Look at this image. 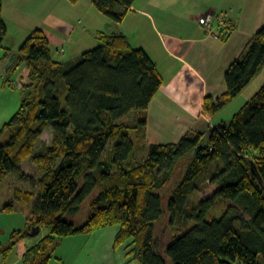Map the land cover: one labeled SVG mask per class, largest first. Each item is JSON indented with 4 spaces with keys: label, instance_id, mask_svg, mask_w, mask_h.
Segmentation results:
<instances>
[{
    "label": "trees",
    "instance_id": "obj_1",
    "mask_svg": "<svg viewBox=\"0 0 264 264\" xmlns=\"http://www.w3.org/2000/svg\"><path fill=\"white\" fill-rule=\"evenodd\" d=\"M135 1L91 0L116 24ZM1 8L0 1V62L14 61L11 73L25 65L29 84H17L19 108L0 129L8 131L0 145V185L8 176L26 185L13 199L29 207L31 216L0 248L2 263L23 239L37 242L20 264H49L61 239L117 226L114 249L137 264H264V84L227 123L188 132L177 144H148L146 110L162 78L144 50L132 48L121 34H102L94 49L62 63L35 29L14 54L4 46ZM231 34L227 25L220 40ZM263 67L264 24L225 72V92L204 98L203 114L213 117L235 101ZM48 129L50 144L41 141ZM26 161L38 178L21 171ZM204 182L210 193L191 201ZM96 189L86 222L62 218L78 213ZM214 210L219 214L210 216ZM15 211L10 203L0 212ZM164 216L181 233L162 253L154 229ZM42 229L46 235L40 238Z\"/></svg>",
    "mask_w": 264,
    "mask_h": 264
},
{
    "label": "crops",
    "instance_id": "obj_2",
    "mask_svg": "<svg viewBox=\"0 0 264 264\" xmlns=\"http://www.w3.org/2000/svg\"><path fill=\"white\" fill-rule=\"evenodd\" d=\"M0 1L1 16L7 28L4 46L16 54L17 51L12 49L15 45L20 47L18 45L32 28L23 26L22 21L17 22L18 18L15 20L10 14L16 12L18 17L19 10L32 7L29 5L31 0ZM89 1L90 6L81 18H77L76 26L66 17L62 19L60 15L48 14L37 29L44 33L50 46L55 47L56 55L65 57V61L55 59L51 51L52 58L62 63L74 62L89 45L97 42L99 45L102 34H121L127 37L132 48L147 53L162 78V86L146 110L145 136L148 144H177L188 132L204 133L208 127L225 121L215 123L213 119L217 114L213 117L203 114V100L225 92V72L264 24V0H136L119 24L103 21L102 15ZM220 14L232 29L225 42L210 37L198 24L202 16ZM10 24L18 25L16 33L10 32ZM75 33L77 38L72 39ZM13 62L11 59L0 62L8 75L7 81L29 84V69L23 65L11 73ZM262 74L264 67L242 94L253 86L255 80L258 81L253 91H257L264 83ZM29 217L30 214L26 213L9 223L6 230L0 228V245L9 242L12 232L23 230ZM116 233L117 229L106 228L91 235L63 238L49 264H115L116 261L127 264L125 253L114 249ZM36 242L21 240L17 245L22 244L21 252L12 259L11 254L0 264H19L27 248Z\"/></svg>",
    "mask_w": 264,
    "mask_h": 264
},
{
    "label": "rangeland",
    "instance_id": "obj_3",
    "mask_svg": "<svg viewBox=\"0 0 264 264\" xmlns=\"http://www.w3.org/2000/svg\"><path fill=\"white\" fill-rule=\"evenodd\" d=\"M47 1H48L47 2L48 4L46 3V0L45 1L31 0L29 5H31L32 7H28L26 9L19 10V12H18L19 16L18 17H16V12H14V14H10V15L13 16L14 19L18 18L17 22L22 21L21 23L23 24V26H26L28 28H32V29H30L31 30L30 32H32L33 30L38 28L37 26H40L39 24H43L42 20L48 14L49 15L50 14L60 15L59 17L62 19L66 17V18H68L67 20L69 21V23L73 24V26H76L77 18H81L83 13L87 10L88 6H90L89 0H79L78 3H76V4H71L70 2H68V0H47ZM100 17L103 19V21H109L108 19H106L103 16H100ZM17 28H18V25L10 24L9 29H10L11 33H13V32L16 33ZM28 36H29V34L26 36V38ZM71 38L72 39L77 38V33H75L73 35V37H71ZM22 43H20V44H22ZM89 44H93V43L89 42ZM97 44H98V42L96 43V45H89V47L84 49V52H87V51L94 49L96 46H98ZM15 46H17V45H15ZM15 46H14V49H12L13 51L18 50L17 49L18 47H15ZM18 46H20V45H18ZM50 47H51V51H52V54H53L55 59H60L63 61L66 60V59H64L65 57L56 55V50H55L54 46H50ZM1 66L2 65L0 64V129L3 126V122H7L14 115V113L18 110L20 102H21V92H20V89H19L17 83L16 82L12 83V81H10V82L7 81L8 75H6L4 73ZM261 80H263V82H264V74H262ZM256 81H258V80H255L253 82L254 83L253 86H250L251 88H249L246 92H244V94L241 93L235 102H232L231 104L226 106L224 109L219 111L218 114L213 119V121L215 123H218L219 122L218 120H225L224 122L227 123L232 118V116L236 112H238L240 110V108L248 100H250V98L253 96L254 92H257V91H253L255 88V85H256ZM261 84L262 85H260V86H263L264 83H261ZM256 90H259V89H256ZM128 119H129V121H131V120H134V117L130 116ZM7 139H8V131L1 132V134H0V145L7 142ZM51 140H52L51 130L48 129L44 134H42L41 141L45 142L46 144H50ZM132 141L135 143L134 136H132ZM186 162L187 161H183L181 163V165L178 166V168L176 170V180H178L181 177V175L184 171ZM21 165H22L21 171H23L29 175L34 176V178H38V175L36 174V170H35V167L33 166V164H31L29 161H26V162L22 163ZM16 189L25 190V189H28V187L26 185H24L22 182H18L12 176H8L4 180V182L0 185V211L7 204H10V203H13V205L16 209V211L14 213H1L0 212V228L1 229L6 230L5 227L9 223H11L12 221H17L18 219L22 218L24 216V214L29 213V207H25L22 204H17L15 202H13L14 199L12 198V196H13V192ZM211 189H212V187L208 185V182H204L203 184H201L196 195L193 197V199L191 201H196L200 197L208 195L210 193ZM96 194H97V189L94 192H92V194L85 199V201L80 206V210L78 213L73 214V215L64 214L62 216V218L64 220L72 222L76 225H80V224H83L84 222H86V220L88 219V217L90 215L91 202H92L93 198L96 196ZM164 201L166 202V199ZM215 210L212 211L209 215L211 216L213 214H219ZM190 226H191V224H190ZM117 228H118L117 226H113L109 229H117ZM179 233H181L180 230L177 231V230H174L171 228V226L169 225V221H168L167 216H164L163 218H161L156 223L155 229H154V237H155L159 251L163 253V249H164L165 245L173 237H175ZM44 235H46V230L42 229L39 237H42ZM26 241H33V239L28 238V239H26ZM7 244L8 243L5 244V242H2V244L0 245V248L6 246ZM21 250H22V244H20L19 246H16V248L14 249V252L11 255V259H12V257L15 258V254L21 252ZM125 262H128L127 264H137L136 261H130L127 258H126ZM20 263H21V261L19 262V264ZM115 264H118V262L116 261Z\"/></svg>",
    "mask_w": 264,
    "mask_h": 264
},
{
    "label": "built area",
    "instance_id": "obj_4",
    "mask_svg": "<svg viewBox=\"0 0 264 264\" xmlns=\"http://www.w3.org/2000/svg\"><path fill=\"white\" fill-rule=\"evenodd\" d=\"M202 29L215 39H220L222 30L228 25V20L223 15H205L198 19Z\"/></svg>",
    "mask_w": 264,
    "mask_h": 264
},
{
    "label": "water",
    "instance_id": "obj_5",
    "mask_svg": "<svg viewBox=\"0 0 264 264\" xmlns=\"http://www.w3.org/2000/svg\"><path fill=\"white\" fill-rule=\"evenodd\" d=\"M38 230V228L32 229V233L30 235L34 236L38 232Z\"/></svg>",
    "mask_w": 264,
    "mask_h": 264
}]
</instances>
